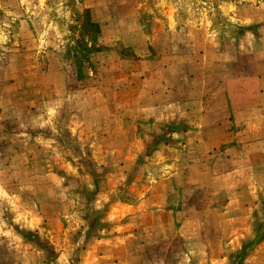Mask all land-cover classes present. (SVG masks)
Listing matches in <instances>:
<instances>
[{"label": "rangeland", "instance_id": "obj_1", "mask_svg": "<svg viewBox=\"0 0 264 264\" xmlns=\"http://www.w3.org/2000/svg\"><path fill=\"white\" fill-rule=\"evenodd\" d=\"M200 24L209 27L216 47L234 50L245 41L244 47L264 49V0H0V192L14 195L12 203L27 202L32 181L45 207L32 264H140L156 254V237L135 224L147 186L166 173H188L170 167L187 159L184 143L177 145L185 138L177 136L188 122L160 120L156 105L167 89L174 100L181 84L145 88L137 72L132 85L122 86L114 77L124 60H141L126 43L163 46L174 27L175 44L186 48ZM20 151L29 153L23 161L16 160ZM197 170L201 183L185 191L180 212L205 202L216 214L226 202L220 189L228 185L205 183L204 169ZM120 200L137 208L116 211L111 205ZM242 234L241 246L228 249L231 264H253L252 254L264 244V200ZM163 241L161 253L171 256L153 254L155 264L189 248L184 240L167 247ZM10 250V242L0 246L7 259Z\"/></svg>", "mask_w": 264, "mask_h": 264}, {"label": "crops", "instance_id": "obj_2", "mask_svg": "<svg viewBox=\"0 0 264 264\" xmlns=\"http://www.w3.org/2000/svg\"><path fill=\"white\" fill-rule=\"evenodd\" d=\"M195 29L190 30L194 43L188 42L186 48L180 42L175 44L180 33L174 27L163 46L152 45V41L146 43V39L139 46L134 41L126 43L135 55H141V60H124L114 77L122 86L132 85L137 72L140 85L145 88H154L155 84L163 88L166 82L181 84V92L173 93L174 100L167 97L171 90L163 93L166 97L157 101V113L166 122L176 119L188 122V126L178 130L177 136L185 138L177 145L184 143L187 159L173 161L170 166L187 168L188 173L181 175L178 170L158 177L141 197L143 206L135 227L142 233L147 232L149 237L155 236L160 247H156L158 253H147L148 258H141L140 264H155L153 254L157 257L164 254L161 253L166 249L161 246L162 238L166 247L179 246L184 240V246L189 248L180 255L186 264L195 260L202 264H231L228 249L241 246L242 236L245 237L242 233L250 225L255 208L264 200V49L251 42L244 47L245 41L237 42L234 50L220 44L216 47L207 25L200 24ZM172 107L173 113L168 111ZM28 154L20 151L16 160L23 161ZM27 160L16 163V167L29 164ZM199 168L204 169L205 183L228 185L220 189L226 202L216 214L204 202L183 215L179 208L181 198L185 191L190 193L201 183L196 174ZM28 184L30 198L24 203H12L14 195L0 192V246L11 243L8 259L14 263L36 261L34 233L42 231L45 220L42 217L45 207L38 204L40 197L31 190L34 183L28 181ZM121 201L111 206L124 212L129 207L137 208L136 203ZM131 212L135 215L132 219L137 221V211ZM211 222H216V227H211ZM218 231L220 238L216 235ZM140 246L145 249L144 244ZM0 254V262H6V254ZM164 255L171 256L167 252ZM177 257H171L168 264H180ZM137 258H132V262L137 263ZM251 260L253 264H264V244L256 249Z\"/></svg>", "mask_w": 264, "mask_h": 264}]
</instances>
